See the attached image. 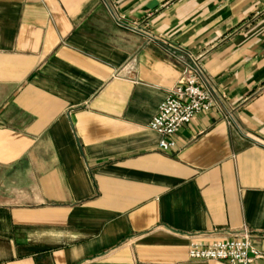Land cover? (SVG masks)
Returning a JSON list of instances; mask_svg holds the SVG:
<instances>
[{
  "label": "crops",
  "instance_id": "1",
  "mask_svg": "<svg viewBox=\"0 0 264 264\" xmlns=\"http://www.w3.org/2000/svg\"><path fill=\"white\" fill-rule=\"evenodd\" d=\"M194 65L219 107L161 151ZM243 229L264 253V0H0V264H219L190 246Z\"/></svg>",
  "mask_w": 264,
  "mask_h": 264
},
{
  "label": "built area",
  "instance_id": "2",
  "mask_svg": "<svg viewBox=\"0 0 264 264\" xmlns=\"http://www.w3.org/2000/svg\"><path fill=\"white\" fill-rule=\"evenodd\" d=\"M216 92L205 82L201 68L194 65L191 73L160 104L157 115L148 127L160 136L158 148L169 151L175 147L174 137L197 115L219 107ZM188 257L194 261L219 264H261L264 253L253 245L250 231L243 229L233 239L211 245L192 244Z\"/></svg>",
  "mask_w": 264,
  "mask_h": 264
}]
</instances>
